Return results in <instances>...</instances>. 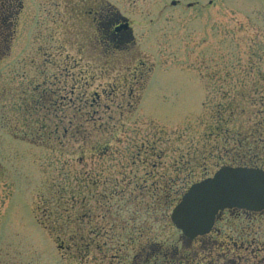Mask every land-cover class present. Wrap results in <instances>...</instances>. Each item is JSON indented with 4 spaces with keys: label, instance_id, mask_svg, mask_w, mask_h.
<instances>
[{
    "label": "rangeland",
    "instance_id": "rangeland-1",
    "mask_svg": "<svg viewBox=\"0 0 264 264\" xmlns=\"http://www.w3.org/2000/svg\"><path fill=\"white\" fill-rule=\"evenodd\" d=\"M15 3L0 22V264L225 263L171 213L264 119V0ZM117 16L129 25L105 43ZM219 228L264 240V214L225 215L210 240Z\"/></svg>",
    "mask_w": 264,
    "mask_h": 264
},
{
    "label": "water",
    "instance_id": "water-1",
    "mask_svg": "<svg viewBox=\"0 0 264 264\" xmlns=\"http://www.w3.org/2000/svg\"><path fill=\"white\" fill-rule=\"evenodd\" d=\"M233 208L264 210L263 169L223 166L188 189L173 209L171 220L184 236L194 239L212 230L221 211Z\"/></svg>",
    "mask_w": 264,
    "mask_h": 264
},
{
    "label": "flooded vegetation",
    "instance_id": "flooded-vegetation-1",
    "mask_svg": "<svg viewBox=\"0 0 264 264\" xmlns=\"http://www.w3.org/2000/svg\"><path fill=\"white\" fill-rule=\"evenodd\" d=\"M6 3H8L7 7H3L2 13H4L5 11H9L11 12L12 15L14 13V10L11 9L13 5L9 2V0H7ZM121 23H122L121 16L120 17L117 16L116 18H114V20H112L108 24V26L104 27V30L100 29L99 27L100 25L98 26L99 32L101 31L100 34H103L102 36H104L103 38L107 37L109 39L105 43L111 44L114 35H118L120 31L125 30L124 28H122L123 30L121 28H117V26ZM97 24L100 23L97 22ZM228 214L233 215L235 217L244 216V217L253 218L264 214V211L255 212V211L233 208V209H225L224 211H221L218 214L213 230L209 234L202 236L207 244L209 243L211 244V248L216 246L222 250V252L218 255L216 263L225 260V263L222 264H264V240H261L263 236L262 237L259 236V238L257 236H254L252 239H250L248 238L250 237L249 231H247L246 228L245 230L241 229L244 234L242 233V235L239 236L238 238L233 236H229V238H225V236L227 235H224L222 229L219 228L217 234L218 236L216 240H210V237H212L213 232L217 227L219 220L223 219L225 215ZM256 243L257 246H255ZM209 263L213 264L212 262Z\"/></svg>",
    "mask_w": 264,
    "mask_h": 264
},
{
    "label": "trees",
    "instance_id": "trees-1",
    "mask_svg": "<svg viewBox=\"0 0 264 264\" xmlns=\"http://www.w3.org/2000/svg\"><path fill=\"white\" fill-rule=\"evenodd\" d=\"M7 2V0H5ZM9 2L14 5H16L15 3V0H9ZM8 4V3H7ZM11 9L13 10V7H11ZM13 15V14H12ZM11 15V12L9 11H5L3 13V16L1 17V20L0 22L1 25H2V30L4 29H8L10 26H11V23L13 25L14 21L13 19H11V17H13ZM111 17V16H109ZM264 98V96H262ZM263 113H264V101H263V106H262V110H261ZM77 128V126H76ZM263 129H264V119L262 120V122L258 123L254 129L251 131V134H247V138L244 139L242 137H240L238 139V148L236 151V149L234 150L235 152H239V154H235L234 155V158L237 159L238 158V161L237 160H234L233 162H231L230 164H227V165H234V166H249V167H254V166H264V133H263ZM251 136V137H249ZM248 138H252V140H248ZM247 140V141H246ZM261 142V143H260ZM254 144L255 143V148L254 149H247L245 147V145L247 144ZM248 144V145H249ZM241 151H244V155L240 156V152ZM239 159H240V162H239ZM193 184V183H192ZM87 251H84L83 250V254H86Z\"/></svg>",
    "mask_w": 264,
    "mask_h": 264
}]
</instances>
